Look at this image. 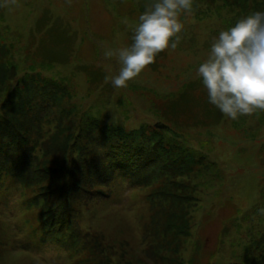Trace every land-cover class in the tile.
<instances>
[{"label":"rangeland","instance_id":"obj_1","mask_svg":"<svg viewBox=\"0 0 264 264\" xmlns=\"http://www.w3.org/2000/svg\"><path fill=\"white\" fill-rule=\"evenodd\" d=\"M151 2L18 0L5 5L0 0V70L6 72L0 78V124L19 123L30 145L27 156L38 157L36 168L52 173L47 181L31 178L23 185L0 176V264H98L96 257L100 264L264 263V233H253L257 223L264 226V113L233 121L216 109L218 123L207 126L211 115L204 118V104L195 105V121L187 124H174L161 112L180 93L202 102L207 94L196 70L213 38L243 16L264 11V0H195V14L181 15L184 30L176 50L163 51L156 66L149 65L126 89H116L105 76L117 74L119 65L104 60L101 52L104 46H130L133 31L122 21L134 24ZM43 16L50 17L46 25L39 21ZM51 46L67 58L64 63L52 62ZM90 68L102 73L98 84L91 81ZM47 93L57 98L61 114L42 117L35 111ZM78 109L106 122L123 120L127 129L144 124L147 136L161 145L179 135L201 159L182 176L164 173L143 187L122 186L116 179L106 185L79 183L97 192L75 193L72 233L44 239L39 217L47 214L45 186L50 182L67 191L73 185L63 170L80 161L93 163L89 160L101 151L91 134L79 137ZM154 125L162 128L151 134ZM6 159L22 166L16 155ZM162 190L168 196L156 199ZM162 209L164 214L171 209L173 217H162ZM236 252L246 255L237 261Z\"/></svg>","mask_w":264,"mask_h":264},{"label":"trees","instance_id":"obj_2","mask_svg":"<svg viewBox=\"0 0 264 264\" xmlns=\"http://www.w3.org/2000/svg\"><path fill=\"white\" fill-rule=\"evenodd\" d=\"M49 18L47 19L43 16L39 21L44 22L43 25H46ZM52 39L56 40V42L59 41V39L54 36ZM50 49L52 62H65L67 58L60 56V53L58 55L54 53V46H51ZM1 50L2 48H0V52ZM161 54H163V52L156 56L155 63L151 65H157V58H160L159 56ZM60 57L61 60L59 59ZM85 69L86 68H84V70ZM89 71H91V81L98 84L102 77V73L99 69L94 68H90ZM3 73L6 72L1 69L0 78L3 77ZM198 84L199 82L197 83V86ZM192 86L193 83L189 84L188 89H191ZM198 88H200V86ZM204 92L206 94V91ZM48 93L41 99V101L46 102H40V107L35 108V111H42V117H45L52 112H55L56 115L61 114L64 110L63 108L57 110V98L54 96L49 98ZM203 96L204 97L200 98L202 101L200 102L199 99L198 101L196 100L194 95L188 96L187 93H180L176 99L168 101V105L164 110L162 109L161 112L165 117L169 116L171 119H174L169 120L174 124H176V122L178 123V121L187 124L192 118V121H195L194 116L197 115V113L193 111L195 105L204 104V118L206 115H211V121L207 123V126L216 125L218 123L216 108L208 103L207 95ZM87 111L88 110L78 109V135L80 137L79 133L81 132H84L85 134L88 133V135L91 134L90 137L92 136V140H94L97 148H101V151L98 152L93 159L89 160H93V163L86 162L87 160L80 161L76 162L73 165V168H66L63 170V177L66 179L69 177L71 179L70 184L73 185L67 186V191L64 190V188L61 191L59 187L55 185L53 186V183H47L44 191L47 200H45V203H47L45 204V211H47V214L46 216L39 217L42 238L52 240L60 239L63 232L68 230L72 233L68 227L72 228V226H70L73 219L71 205L75 202V193L79 192L90 195L92 192H97L80 188L79 185L81 184L79 183H82V187L94 185L96 183L106 185L107 183L114 184L115 182L113 181L116 179L122 182V186L130 184L132 187H143L150 184L154 179L162 178V174L164 173L173 175L177 172V175L182 176L183 174H186L183 171H189L190 168L195 166L198 160L201 159L200 157H198V159L194 156V153L196 152L195 149L191 150V152L183 146L184 141L179 135H176L178 137L175 138L176 140L173 143H169L165 140L161 145L157 142L155 143L152 138L147 136L144 124L139 125L135 129H127L124 127L125 121L123 122V120L108 123L103 119L100 120L98 115L94 114V116L87 113ZM62 118L63 115L59 117L60 122H62ZM98 119L100 121H98ZM94 125L97 128V131L94 130ZM90 126L93 127V130H90ZM17 127H19V123L16 122L7 121L0 124V167H3L2 171L10 172V178L14 180V184H27L31 178L35 179L37 182L40 180L47 181L48 178L52 176L51 171L47 168H36L38 157L33 158L32 156H27L26 149L30 150L29 142L23 133L24 137L22 136V131L19 132ZM149 133H157V129L153 128ZM14 155H16V161L20 160V164L22 163V166L19 168H15V165H10L6 161L7 157H12ZM17 169H21V172H28L29 175H23V173L20 175V172ZM72 180L74 184L72 183ZM154 196L158 199L168 195L162 190L156 195L154 194ZM52 199L53 201H51ZM48 203H54L52 208L49 207ZM170 210L171 209L167 210L164 214L162 209V217L163 214L164 217H167L168 214H171L173 217V211ZM252 214L255 215L256 211L254 210ZM257 225L256 231L253 232L254 230H252L251 232L264 233V226L259 227L260 223H257ZM224 232V234L227 233V226L224 228ZM262 239L264 240V238H261L260 240ZM256 246L260 249L257 244ZM150 248H148V250ZM262 252L264 254V247L262 248ZM147 255L149 256V252ZM245 255L246 252L243 256L239 252L234 253L237 261L244 258ZM155 257L156 255L154 258L151 257L152 260H154ZM99 260H101V258L99 259L96 257L94 261H98V264H100ZM95 264H97V262H95ZM253 264L257 263L254 261Z\"/></svg>","mask_w":264,"mask_h":264},{"label":"clouds","instance_id":"obj_3","mask_svg":"<svg viewBox=\"0 0 264 264\" xmlns=\"http://www.w3.org/2000/svg\"><path fill=\"white\" fill-rule=\"evenodd\" d=\"M17 5L18 0H4ZM199 6L195 0H152L145 5L132 28V44L127 47L104 46L101 55L115 60L118 71L106 75L116 89H126L156 56L168 49L176 50L184 24L181 15L192 16ZM196 75L206 91L208 103L226 118L264 113V11H256L238 19L213 38L207 58L199 64Z\"/></svg>","mask_w":264,"mask_h":264}]
</instances>
